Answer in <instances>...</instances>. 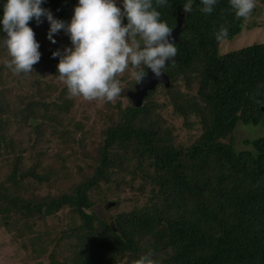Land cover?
Returning a JSON list of instances; mask_svg holds the SVG:
<instances>
[{"label":"trees","instance_id":"obj_1","mask_svg":"<svg viewBox=\"0 0 264 264\" xmlns=\"http://www.w3.org/2000/svg\"><path fill=\"white\" fill-rule=\"evenodd\" d=\"M75 3L46 0L42 7L68 21ZM184 3L168 0L157 7L170 27L183 13L179 39L172 42L177 48L175 62L164 69L171 85L156 84L140 106L119 99L110 104L115 114H107L96 145L88 146L82 136L73 139L71 126L81 129L82 124L74 122L73 100L66 87L55 95L47 91L51 86L44 78L57 76L58 63L51 56L56 43L47 42V22L29 21L41 53L33 72L13 74L4 67L7 55L0 48L4 101L0 102V144L16 155L0 182V224L21 237H31L35 223L58 218L67 210L50 264H135L149 250L155 264H264V131L254 139H243L249 148L235 149L232 141L238 121L264 125V87L260 86L264 85V42L219 53L221 41L214 39L213 32L223 25L231 38L245 19L234 16L228 0H218L208 15L199 11V0H194L189 13L183 10ZM58 35L67 39L62 31L54 34ZM135 83L134 78L129 80L127 90ZM159 88L165 98L162 104L155 98ZM164 104L176 116L197 118L199 133L188 145L180 144L166 125L160 112ZM13 123L24 129L27 139L35 133L36 142L44 130L62 142H72L71 150L90 163L85 171L78 169L79 179L67 188L24 195L21 190L27 179L39 182L47 177L37 173L34 163L22 166L25 136L15 138ZM25 171L31 174L20 177ZM138 177L151 186V205L118 211L113 225L91 210L95 201L91 196L102 184L131 190Z\"/></svg>","mask_w":264,"mask_h":264},{"label":"clouds","instance_id":"obj_2","mask_svg":"<svg viewBox=\"0 0 264 264\" xmlns=\"http://www.w3.org/2000/svg\"><path fill=\"white\" fill-rule=\"evenodd\" d=\"M46 0H0V48L7 55L4 67L13 74L33 72L40 59L39 43L29 21L48 24L46 38L56 43L54 34L63 32L70 46L51 52L58 58L57 76L70 97L111 102L121 96L123 88L117 74L130 67L136 83L146 75L145 67L159 77L172 58L176 44L170 42L172 28L162 20L158 6L168 0H76L68 21L57 19L42 7ZM194 0H186L182 8L192 11ZM218 0H199V11L211 14ZM237 19H247L256 0H228ZM122 23V21H125ZM216 41L228 37V28L221 25L213 32ZM166 60L169 63L166 65ZM264 87V85H260ZM260 103V101H257ZM135 264H155L151 250L139 256Z\"/></svg>","mask_w":264,"mask_h":264},{"label":"rangeland","instance_id":"obj_3","mask_svg":"<svg viewBox=\"0 0 264 264\" xmlns=\"http://www.w3.org/2000/svg\"><path fill=\"white\" fill-rule=\"evenodd\" d=\"M117 6H120L119 0H117ZM54 39L56 40L57 49L62 50L65 46H70V41L64 35L54 36ZM263 42L264 0H256V6L250 16L244 20L240 32L220 42L219 53ZM133 71L130 67L124 73L117 74L119 85L123 89L121 96L111 102H105L101 99L88 101L82 97H71L73 100L71 115L75 120L74 122L82 124L81 129L78 128V125L71 126L75 141L82 136L88 146L99 143L101 139L100 132L106 124L107 114H115L110 104L113 105L118 99L122 104H126L129 100L126 96V85L129 80L134 78L132 76ZM44 80L48 81L51 86L47 91L51 90V94L54 95L63 87H66L58 76L55 78L46 77ZM155 98L160 104L165 103L160 88ZM0 102L4 103L3 98L0 99ZM160 112L165 118L166 125L173 130L180 144L188 145L198 135L199 127L194 122L197 120L196 117L191 116L184 119L176 116L172 113L168 104L162 105ZM186 122L192 124L187 126ZM11 131L17 140H20L25 133L24 129L20 130L15 123L12 124ZM263 131L264 125L262 123L253 125L238 121L232 133L234 148H249L250 146L243 143V139H254L262 135ZM24 136L21 145L24 152L20 159L22 166L28 167L29 164L34 163L37 173L46 174L47 177L39 182L35 179H27L21 190L24 195L31 191L40 195L54 194L61 188H67L79 179L78 169L81 168L85 171L87 164L90 163L88 157L71 150L72 145H74L72 142H62L61 138L58 139L50 131H42L38 142L35 141L37 138L35 133L30 136V139H27L26 134ZM225 141H228V139L226 138ZM11 152L5 150L0 144V182L9 174L16 159V155L14 156ZM29 174H31V171L23 175L22 178ZM146 182L142 177L135 178L132 181L131 190L124 189L123 186L115 187L111 183L107 184L108 186L102 184V189L99 192H94L91 196L95 199L91 210L96 212L106 223L113 225L114 216L118 211L129 212L135 208L151 205L153 191L150 190V184ZM103 197H109V199L105 200ZM111 201L113 202L111 203ZM65 213H59L58 218L49 217L35 223L31 237L30 234L21 237L15 230L5 229V226L0 224V264H50L49 255L54 251L53 244L56 242V236H58V231L62 229L67 221L68 214Z\"/></svg>","mask_w":264,"mask_h":264},{"label":"water","instance_id":"obj_4","mask_svg":"<svg viewBox=\"0 0 264 264\" xmlns=\"http://www.w3.org/2000/svg\"><path fill=\"white\" fill-rule=\"evenodd\" d=\"M182 23H183V13L180 12L176 16V25L172 28L170 42L178 41L179 32L181 30ZM175 59L176 57L172 58L173 61ZM167 63H169V61L166 60V64ZM145 72L146 75L141 79V81L135 83L132 89H128L126 91V96L130 100L131 104L134 106H140L143 102L144 96L147 94L149 90L155 88L156 84L161 83L165 88H168L171 85L169 77L167 76L166 73H161L159 77H156L151 73L150 69H147V67H145ZM261 110L264 112V106L261 107ZM28 173L29 171L22 172L19 174V176L22 177L23 175H26Z\"/></svg>","mask_w":264,"mask_h":264}]
</instances>
